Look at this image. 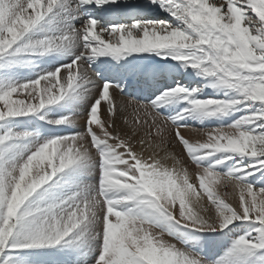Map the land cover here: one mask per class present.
<instances>
[{"label": "snow or ice", "instance_id": "obj_1", "mask_svg": "<svg viewBox=\"0 0 264 264\" xmlns=\"http://www.w3.org/2000/svg\"><path fill=\"white\" fill-rule=\"evenodd\" d=\"M0 264H264V0H0Z\"/></svg>", "mask_w": 264, "mask_h": 264}, {"label": "bare ground", "instance_id": "obj_2", "mask_svg": "<svg viewBox=\"0 0 264 264\" xmlns=\"http://www.w3.org/2000/svg\"><path fill=\"white\" fill-rule=\"evenodd\" d=\"M117 100L120 101L121 97L119 95H117ZM182 134H184L187 138L189 139H196L197 137L195 136V134L191 133L188 130H182ZM200 139H203V137H200Z\"/></svg>", "mask_w": 264, "mask_h": 264}, {"label": "rangeland", "instance_id": "obj_3", "mask_svg": "<svg viewBox=\"0 0 264 264\" xmlns=\"http://www.w3.org/2000/svg\"><path fill=\"white\" fill-rule=\"evenodd\" d=\"M110 91H111V90H110ZM125 99H126V98H125ZM170 150H171V149H170ZM169 164H171V162H169ZM164 239L169 240V242H171V243H176V241L170 240V238H168V237H164ZM178 246H179V245H178ZM217 251H221V250L214 249V250H213V254L216 253Z\"/></svg>", "mask_w": 264, "mask_h": 264}]
</instances>
